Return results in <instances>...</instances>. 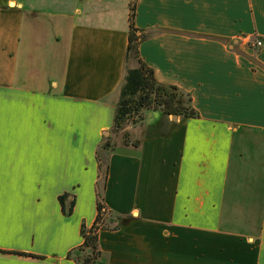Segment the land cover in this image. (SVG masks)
I'll list each match as a JSON object with an SVG mask.
<instances>
[{
  "label": "crops",
  "instance_id": "obj_1",
  "mask_svg": "<svg viewBox=\"0 0 264 264\" xmlns=\"http://www.w3.org/2000/svg\"><path fill=\"white\" fill-rule=\"evenodd\" d=\"M131 2L0 0V264H76L99 156L125 219L96 264H264V0H136L142 60L200 116L150 112L126 141Z\"/></svg>",
  "mask_w": 264,
  "mask_h": 264
},
{
  "label": "trees",
  "instance_id": "obj_2",
  "mask_svg": "<svg viewBox=\"0 0 264 264\" xmlns=\"http://www.w3.org/2000/svg\"><path fill=\"white\" fill-rule=\"evenodd\" d=\"M135 17L136 0H132L125 79L120 89L112 129L113 133L122 135L126 141H129L130 136L126 129L140 125L147 111H161L168 117L198 118L200 116L193 107L190 94L179 87L158 83L154 71L142 60L140 46L151 37V34L136 28ZM111 147V142L102 146L106 149ZM99 161L101 174L97 184V217L91 227L85 224L81 227L83 244L78 251L88 253L82 264L98 263L102 257L99 244L100 232L119 230L125 219L112 212L104 203L103 190L106 186L108 167L101 156H99ZM68 197V195H63L59 198L62 212L66 217L72 216L75 208V202L68 201ZM72 256L73 252H70L69 259H72Z\"/></svg>",
  "mask_w": 264,
  "mask_h": 264
},
{
  "label": "rangeland",
  "instance_id": "obj_3",
  "mask_svg": "<svg viewBox=\"0 0 264 264\" xmlns=\"http://www.w3.org/2000/svg\"><path fill=\"white\" fill-rule=\"evenodd\" d=\"M150 112H158L157 110L155 111V110H150V111H147L145 114H144V120H143V122L140 124V125H138V126H136V127H140V126H142V125H144V122H145V120H146V118H147V115L150 113ZM159 112H161V111H159ZM173 117V116H172ZM247 176H248V174H247ZM238 197V196H237ZM239 200H240V196H239ZM238 206V205H237ZM239 207V206H238ZM237 208V207H236ZM238 210V209H237ZM80 248V247H79ZM79 248H77L76 249V251H73V256H72V259L75 261V263L76 264H82V261H83V259H84V257L88 254L87 252H80V251H78V249Z\"/></svg>",
  "mask_w": 264,
  "mask_h": 264
},
{
  "label": "built area",
  "instance_id": "obj_4",
  "mask_svg": "<svg viewBox=\"0 0 264 264\" xmlns=\"http://www.w3.org/2000/svg\"><path fill=\"white\" fill-rule=\"evenodd\" d=\"M254 46L257 49H263L264 48V39H258L255 41Z\"/></svg>",
  "mask_w": 264,
  "mask_h": 264
},
{
  "label": "water",
  "instance_id": "obj_5",
  "mask_svg": "<svg viewBox=\"0 0 264 264\" xmlns=\"http://www.w3.org/2000/svg\"><path fill=\"white\" fill-rule=\"evenodd\" d=\"M173 118H174L175 120H177L178 117H177V116H173ZM127 129H129V127H128Z\"/></svg>",
  "mask_w": 264,
  "mask_h": 264
}]
</instances>
